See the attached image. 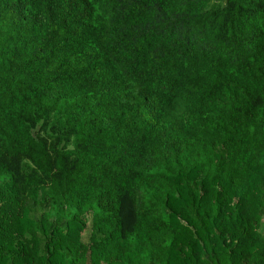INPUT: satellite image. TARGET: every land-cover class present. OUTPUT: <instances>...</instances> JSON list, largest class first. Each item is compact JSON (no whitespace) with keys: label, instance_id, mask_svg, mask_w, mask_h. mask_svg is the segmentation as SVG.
Wrapping results in <instances>:
<instances>
[{"label":"trees","instance_id":"1","mask_svg":"<svg viewBox=\"0 0 264 264\" xmlns=\"http://www.w3.org/2000/svg\"><path fill=\"white\" fill-rule=\"evenodd\" d=\"M0 264H264V0H0Z\"/></svg>","mask_w":264,"mask_h":264},{"label":"rangeland","instance_id":"2","mask_svg":"<svg viewBox=\"0 0 264 264\" xmlns=\"http://www.w3.org/2000/svg\"><path fill=\"white\" fill-rule=\"evenodd\" d=\"M89 237V233L87 232L86 234H84V238L87 239Z\"/></svg>","mask_w":264,"mask_h":264}]
</instances>
